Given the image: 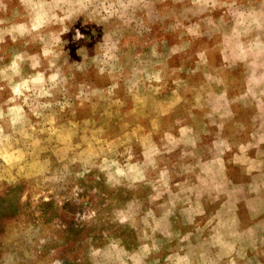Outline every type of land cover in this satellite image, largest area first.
Returning a JSON list of instances; mask_svg holds the SVG:
<instances>
[{
	"label": "rangeland",
	"instance_id": "rangeland-1",
	"mask_svg": "<svg viewBox=\"0 0 264 264\" xmlns=\"http://www.w3.org/2000/svg\"><path fill=\"white\" fill-rule=\"evenodd\" d=\"M0 264H264V0H0Z\"/></svg>",
	"mask_w": 264,
	"mask_h": 264
}]
</instances>
